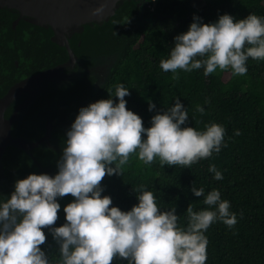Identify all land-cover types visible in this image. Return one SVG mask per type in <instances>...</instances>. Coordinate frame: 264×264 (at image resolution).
Returning a JSON list of instances; mask_svg holds the SVG:
<instances>
[{
  "label": "clouds",
  "instance_id": "obj_1",
  "mask_svg": "<svg viewBox=\"0 0 264 264\" xmlns=\"http://www.w3.org/2000/svg\"><path fill=\"white\" fill-rule=\"evenodd\" d=\"M102 11L103 5L92 14ZM249 58L264 60V16L250 13L236 20L225 13L206 24L194 15L188 30L174 37L159 67L172 72L173 79L178 70L198 69L205 77L229 69L233 76H243ZM128 95L129 88L118 83L108 99L81 107L66 132L57 173L18 179L10 196L0 199V264H52L41 248L45 228L58 245L56 264H112L117 258L128 264H206L209 227L216 222L229 229L236 225L237 214L220 191L213 188L205 194L204 187L194 183L191 192L203 197L207 207L194 211L189 204L186 226L178 223L175 207L162 210L144 185L133 188L138 203L130 210L111 206V197L102 195V178L121 175L131 154L145 165L158 158L162 167L190 168L226 147L223 125L213 122L204 130L187 126L188 110L178 97L157 111L146 128L142 118L126 108ZM148 107L152 111L156 105L149 101ZM196 111L203 114L205 109L197 105ZM208 171L213 179H223L214 164ZM68 194L74 199L63 208L66 222L55 227L61 208L57 198Z\"/></svg>",
  "mask_w": 264,
  "mask_h": 264
},
{
  "label": "trees",
  "instance_id": "obj_2",
  "mask_svg": "<svg viewBox=\"0 0 264 264\" xmlns=\"http://www.w3.org/2000/svg\"><path fill=\"white\" fill-rule=\"evenodd\" d=\"M151 3L152 9L147 14L156 18L152 27H131L118 33L112 25L108 30L110 44L99 39L88 41V49L98 45V51L105 52L124 46V52L108 83L97 94L86 97L82 107L108 99L114 95L115 85L123 83L130 92L125 97L126 108L138 114L147 128L151 126L152 116L172 106L178 97L188 110L187 126L204 130L213 122L223 125L226 147L190 168L162 167L158 158L145 165L133 153L121 175L106 174L102 178V195L111 197V206L127 211L138 203L133 188L144 185L145 190L157 197L162 210L175 207L178 223L186 226L189 204L194 211L207 207L203 197L191 192L193 183L197 188L204 187L205 194L218 189L221 198L227 199L231 211L237 214V223L231 229L222 222L209 227L205 233L209 241L206 264H264V60L249 58L248 71L243 76H233L229 69L205 77L203 69H198L178 70V78L173 79L172 72L159 67L160 61L168 58L174 37L188 30L194 15L206 24L225 13L236 20L250 13L264 16V0H151ZM123 13L128 17L132 9L126 7ZM12 20L10 14L0 11L2 69L14 66L18 60L24 73L31 66L45 69L65 58L64 52L48 43L44 30L21 25L12 31ZM111 98L117 100L115 96ZM149 101L156 105L152 111ZM197 105L205 109L203 114L196 111ZM237 130L239 135H235ZM210 164L221 171L222 180L213 179L214 174L208 171ZM73 199L70 194L57 198L61 208L55 227L66 222L63 208ZM44 232L46 242L41 248L52 264H56L60 258L58 245L47 228ZM112 264H128V261L117 258Z\"/></svg>",
  "mask_w": 264,
  "mask_h": 264
},
{
  "label": "water",
  "instance_id": "obj_3",
  "mask_svg": "<svg viewBox=\"0 0 264 264\" xmlns=\"http://www.w3.org/2000/svg\"><path fill=\"white\" fill-rule=\"evenodd\" d=\"M101 5L103 11L93 15L92 10ZM126 7L132 9L128 17L123 13ZM151 9V0H0V11L13 17L12 31L21 25L40 28L47 33L48 43L65 55L53 66L0 88L1 199L10 196L16 180L26 178L28 171L57 173L66 132L83 101L108 83L122 59L124 46L100 52L98 45L88 49V41L110 44L112 25L118 33L152 27L156 18L146 16ZM9 153L23 156L27 176L21 169L15 181L9 179Z\"/></svg>",
  "mask_w": 264,
  "mask_h": 264
},
{
  "label": "flooded vegetation",
  "instance_id": "obj_4",
  "mask_svg": "<svg viewBox=\"0 0 264 264\" xmlns=\"http://www.w3.org/2000/svg\"><path fill=\"white\" fill-rule=\"evenodd\" d=\"M146 16L150 17L148 14H146ZM43 69L44 67L42 66L40 67L31 66V68L29 67V71L26 70L23 73L21 70V64L19 63L18 60L14 61V66L8 67L7 69H2L0 66V86L2 85L4 86L5 83L11 82L9 85L8 84L6 85L8 87L12 84L19 82L20 80L26 77L35 74V72L37 73V71L38 72L42 71ZM21 75L23 76L22 78ZM23 161H24L23 156L10 154V153L6 155L7 173L11 181H15V179L20 175L21 169H22V173L24 172L23 176H27V173H25L26 170L24 168V165H22ZM28 174H31L30 171H28ZM0 183H2L1 180ZM0 192H1V188H0ZM1 197H2V193L0 194V199Z\"/></svg>",
  "mask_w": 264,
  "mask_h": 264
},
{
  "label": "built area",
  "instance_id": "obj_5",
  "mask_svg": "<svg viewBox=\"0 0 264 264\" xmlns=\"http://www.w3.org/2000/svg\"><path fill=\"white\" fill-rule=\"evenodd\" d=\"M153 1H155V0H153Z\"/></svg>",
  "mask_w": 264,
  "mask_h": 264
}]
</instances>
